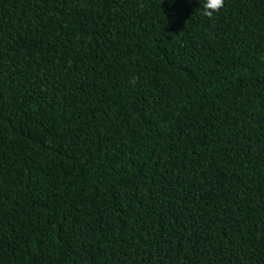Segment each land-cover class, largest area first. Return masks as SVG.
I'll use <instances>...</instances> for the list:
<instances>
[{
  "label": "trees",
  "instance_id": "1",
  "mask_svg": "<svg viewBox=\"0 0 264 264\" xmlns=\"http://www.w3.org/2000/svg\"><path fill=\"white\" fill-rule=\"evenodd\" d=\"M0 0V264H264V0Z\"/></svg>",
  "mask_w": 264,
  "mask_h": 264
},
{
  "label": "clouds",
  "instance_id": "2",
  "mask_svg": "<svg viewBox=\"0 0 264 264\" xmlns=\"http://www.w3.org/2000/svg\"><path fill=\"white\" fill-rule=\"evenodd\" d=\"M191 3V0H188ZM225 0H203V15L212 19L224 8Z\"/></svg>",
  "mask_w": 264,
  "mask_h": 264
}]
</instances>
